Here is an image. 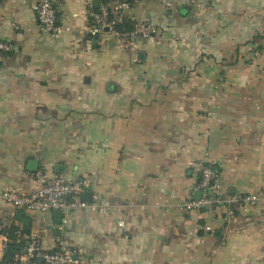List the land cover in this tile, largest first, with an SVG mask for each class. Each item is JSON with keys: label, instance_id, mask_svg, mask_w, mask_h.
I'll list each match as a JSON object with an SVG mask.
<instances>
[{"label": "crops", "instance_id": "1", "mask_svg": "<svg viewBox=\"0 0 264 264\" xmlns=\"http://www.w3.org/2000/svg\"><path fill=\"white\" fill-rule=\"evenodd\" d=\"M196 1L136 0L124 15L156 32L128 41L86 35L91 0H59L70 30L58 34L39 26L35 0L0 3V40L13 45L0 54V193L30 191L36 160L110 203L21 221L0 196V227L63 242L81 264H264V50L249 43L264 0ZM201 161L223 194L259 201L228 220L181 209L199 196ZM7 242L0 233V264Z\"/></svg>", "mask_w": 264, "mask_h": 264}, {"label": "built area", "instance_id": "2", "mask_svg": "<svg viewBox=\"0 0 264 264\" xmlns=\"http://www.w3.org/2000/svg\"><path fill=\"white\" fill-rule=\"evenodd\" d=\"M2 1L0 0V3ZM190 1L195 5L198 3L196 0ZM58 3L59 0H35L33 4L39 26L51 34L70 30L69 26L57 20L56 6ZM128 6L126 2L118 1L110 11L107 5L100 3L97 10L91 14L85 30L86 35L97 37L103 31H109L115 37L125 41L154 35L156 32L154 25L144 21H135L134 18H130L134 22L133 30L120 32L115 29V24L122 20L123 10ZM110 12H112V17H109ZM12 49L11 42L0 40V54ZM33 179L34 186L30 191L20 192L17 189H6L0 193L1 198L15 209L32 212H46L54 209L103 211L110 207L108 200L96 194L91 195L90 200L85 199L83 196L84 183L77 178L63 174L48 175L38 170L33 172ZM195 189L200 193L199 197L183 200L180 202V208L197 212L214 209L223 216L224 220L234 216L236 207L245 208L260 199L259 193L223 194L218 172L210 164L202 161L199 162V178ZM62 220L67 221L66 218ZM204 229L211 231L212 227L205 225ZM73 255L77 257L73 258ZM81 262V256L67 244L59 242L56 249H46L38 235L32 232L27 235L25 244L13 254L11 264H81Z\"/></svg>", "mask_w": 264, "mask_h": 264}, {"label": "trees", "instance_id": "3", "mask_svg": "<svg viewBox=\"0 0 264 264\" xmlns=\"http://www.w3.org/2000/svg\"><path fill=\"white\" fill-rule=\"evenodd\" d=\"M118 1H124L128 5H131L136 0H100V3L103 5H107L109 7L108 9L111 11L112 8L110 5ZM91 10L92 12H94L97 10V8H91ZM109 17H112V12L109 13ZM90 19H91V16H89V21ZM114 27L117 31H120V32L131 31L134 29V22L129 17H126L125 15H123L122 20L120 22H117ZM249 43L255 45L254 55L263 51L264 50V30H262L261 32L255 33L252 36ZM238 50H239V46H236L235 54L237 56H238ZM250 60L251 59L247 61H250ZM231 63L232 62H228V64H231ZM21 232H22L21 230H19L17 227L13 225L5 226L3 228L0 227V233H4L8 238V242H7L8 252L5 254L4 264H11L13 254L25 244L26 240L19 237V233ZM22 234H26V232H22Z\"/></svg>", "mask_w": 264, "mask_h": 264}, {"label": "water", "instance_id": "4", "mask_svg": "<svg viewBox=\"0 0 264 264\" xmlns=\"http://www.w3.org/2000/svg\"><path fill=\"white\" fill-rule=\"evenodd\" d=\"M91 5L92 7L94 8H98L99 5H100V0H91ZM189 9V6L188 5H182L180 7V10H188ZM139 58L141 57V53H139ZM37 167H38V163L36 162V160H29L28 162V168L31 170V171H36L37 170ZM58 169V168H57ZM200 195V193H199ZM83 196L85 199L87 200H90L91 199V192L89 191H84L83 193ZM199 196H197L196 198H198ZM53 214L56 218V221L57 222H60L61 221V210L60 209H54L53 210ZM16 218L21 220V221H25L24 218H23V212L22 210H18L16 212ZM6 249V248H5ZM77 255H73V258H76Z\"/></svg>", "mask_w": 264, "mask_h": 264}]
</instances>
